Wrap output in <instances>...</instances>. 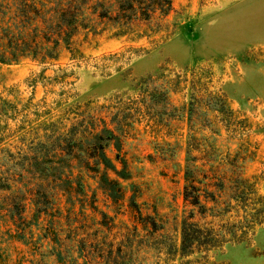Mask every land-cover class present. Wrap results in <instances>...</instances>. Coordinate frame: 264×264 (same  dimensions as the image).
<instances>
[{
    "label": "rangeland",
    "instance_id": "1",
    "mask_svg": "<svg viewBox=\"0 0 264 264\" xmlns=\"http://www.w3.org/2000/svg\"><path fill=\"white\" fill-rule=\"evenodd\" d=\"M171 2L131 29L96 21L81 60L0 62V264H264V0ZM59 69L65 85L43 80ZM145 88L156 100L139 110ZM108 104L132 108L119 159L105 146L129 173L108 171L119 202L92 160L56 156L44 137ZM187 165L224 184L207 214L260 221L245 240L179 253Z\"/></svg>",
    "mask_w": 264,
    "mask_h": 264
},
{
    "label": "trees",
    "instance_id": "2",
    "mask_svg": "<svg viewBox=\"0 0 264 264\" xmlns=\"http://www.w3.org/2000/svg\"><path fill=\"white\" fill-rule=\"evenodd\" d=\"M145 1H148L146 3ZM172 0H0V62L11 63L29 57L39 64H51L60 57V51L65 49L71 59L81 60L84 55L80 49L85 36L84 30L90 25L113 23L120 27L131 29L133 26L152 23L156 16L167 15L172 6ZM86 32V31H85ZM47 69V67H45ZM59 73L47 77L41 74L44 81L54 80L65 85L69 75ZM61 72V73H60ZM62 92L60 95H63ZM156 100L154 92L145 88L138 92L135 103L139 110L150 109L151 102ZM42 114L48 115L57 105L43 102ZM132 108L121 105H105L99 115H90L82 120L75 119L60 130L51 127L45 130L44 137L47 146H55L60 153L56 156L67 155L70 161L86 158L82 165L95 173L115 202H119L123 193L114 179L108 176L113 171L117 176L128 178L126 163L117 169L107 155L105 146L113 144L117 149L119 159L122 148L121 137L129 126V116ZM77 114V113H76ZM48 122H43L47 124ZM50 126L53 122L49 123ZM45 142V143H46ZM83 152L85 155L81 156ZM203 166V165H202ZM196 166L191 170L188 165L185 171L183 188L184 204L189 208L184 212L180 221V246L182 256L201 255L227 241H243L246 239L258 219L236 218L230 222L223 215L207 214L209 208L203 203V198L210 197L215 201L216 188L224 187L222 181L205 171L203 175L208 181L203 182L199 177L202 167ZM42 171V170H41ZM208 176L210 179H208ZM116 193V196L113 195ZM206 193V194H205ZM211 219L207 221V218Z\"/></svg>",
    "mask_w": 264,
    "mask_h": 264
}]
</instances>
